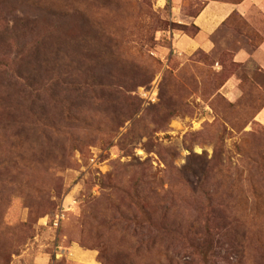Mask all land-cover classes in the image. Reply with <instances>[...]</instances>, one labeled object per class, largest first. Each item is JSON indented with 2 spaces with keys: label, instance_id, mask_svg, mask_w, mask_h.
<instances>
[{
  "label": "rangeland",
  "instance_id": "374dc122",
  "mask_svg": "<svg viewBox=\"0 0 264 264\" xmlns=\"http://www.w3.org/2000/svg\"><path fill=\"white\" fill-rule=\"evenodd\" d=\"M207 1L0 0V264H264V14L181 52Z\"/></svg>",
  "mask_w": 264,
  "mask_h": 264
},
{
  "label": "crops",
  "instance_id": "0c3cea01",
  "mask_svg": "<svg viewBox=\"0 0 264 264\" xmlns=\"http://www.w3.org/2000/svg\"><path fill=\"white\" fill-rule=\"evenodd\" d=\"M257 10L264 14V0H208L192 21L199 28L197 34L179 35L176 46L185 53H193L199 49L211 52L217 45L216 39L220 30L234 14L238 13L253 22ZM234 58L237 62L255 58L264 65V40L254 53L241 48L235 52Z\"/></svg>",
  "mask_w": 264,
  "mask_h": 264
}]
</instances>
